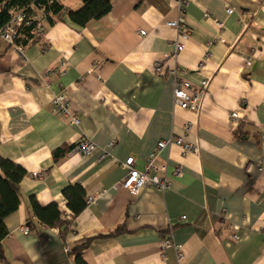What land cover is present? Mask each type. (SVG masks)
Instances as JSON below:
<instances>
[{
  "label": "crops",
  "instance_id": "obj_1",
  "mask_svg": "<svg viewBox=\"0 0 264 264\" xmlns=\"http://www.w3.org/2000/svg\"><path fill=\"white\" fill-rule=\"evenodd\" d=\"M56 1L76 10L85 0ZM187 2L190 35L179 53L177 31L166 25L178 15L170 0H112L84 26L46 20L45 36L23 39L22 54L0 40V155L27 171L19 206L4 219L0 264H76L65 249L81 240L87 264H264V0ZM175 79L202 89L196 110L174 105ZM61 90L77 125L51 109ZM170 137L199 151L160 152L167 189L133 195L118 186L122 161L133 157L142 169ZM81 139L95 150L53 160ZM70 184L93 201L63 236L31 213L29 200L56 202L69 215L61 191ZM165 238L181 247L179 261L172 247L161 252Z\"/></svg>",
  "mask_w": 264,
  "mask_h": 264
},
{
  "label": "built area",
  "instance_id": "obj_2",
  "mask_svg": "<svg viewBox=\"0 0 264 264\" xmlns=\"http://www.w3.org/2000/svg\"><path fill=\"white\" fill-rule=\"evenodd\" d=\"M174 3L178 15L175 19L166 21V25L173 27L177 31V37L174 41L175 53H179L183 50V41L189 38L190 26L186 17L187 0H170ZM232 8H227L226 13H232ZM46 30V15L42 7H38L34 4H30L25 8L16 10L12 13L10 19L0 27V40L8 44L15 51L20 54L24 51L23 39L29 38L33 40H41L45 36ZM141 35L145 34V31H140ZM246 65H250L249 59L245 61ZM65 62L61 61L56 71L63 70ZM157 70L160 69L157 65ZM201 87L207 85V80L201 81ZM201 90L199 87H194L188 80L175 79L173 88V103L175 106L181 109L196 110L199 107V101L201 96ZM52 111L60 116L66 117L70 124L77 125L79 123L78 116L71 111V102L68 99L67 92L61 90L56 93L51 100ZM232 117H236V113H231ZM189 129L188 124L184 125V130L187 132ZM177 146L180 148L183 155L187 153H198L199 149L197 145L185 141L181 137H170L165 140L158 141L156 147L147 155L145 164L142 169H137L134 166V158L127 157L121 162V167L124 170V176L118 182V186L122 189L129 191L131 194L136 195L139 189L144 186H152L159 191H164L168 188L169 182L165 174L167 171V164L159 162L160 152L167 146ZM96 146L86 140L81 139L77 144L73 146L72 151H77L82 155H86L93 150ZM180 167L176 166L173 169V174L180 175ZM93 197L88 196L86 203H91ZM64 204V203H63ZM64 207V205H62ZM184 218V217H183ZM230 228L233 230L232 238L237 240L239 226L231 224ZM20 231L23 234L28 233V227L23 225L20 227ZM172 247L176 251L177 260L182 257L181 247L173 243L171 238H165L160 242L161 252L163 249ZM65 251L69 254L70 248L66 247Z\"/></svg>",
  "mask_w": 264,
  "mask_h": 264
},
{
  "label": "trees",
  "instance_id": "obj_3",
  "mask_svg": "<svg viewBox=\"0 0 264 264\" xmlns=\"http://www.w3.org/2000/svg\"><path fill=\"white\" fill-rule=\"evenodd\" d=\"M112 0H85L83 5L76 9L65 8L56 0H0V27L5 24L16 10L34 4L44 9L46 20L52 24L55 19L67 18L73 24L84 26L91 20L104 16L111 9ZM73 146L61 147L53 151V160H58L69 152ZM27 175V171L13 161L0 155V263L5 262V256L1 247V241L7 236L8 230L4 219L19 206V183ZM66 208L70 211L66 215L60 209L59 204L52 202L47 206H40L31 196L29 200L31 213L38 220L49 226L61 227L63 236L70 232V226L74 218L82 212L86 206V192L80 184H70L62 191ZM88 244L87 240H81L70 248V253L76 264H87L82 257Z\"/></svg>",
  "mask_w": 264,
  "mask_h": 264
}]
</instances>
